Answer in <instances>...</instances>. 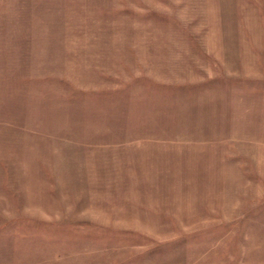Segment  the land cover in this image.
<instances>
[{"label":"rangeland","instance_id":"rangeland-1","mask_svg":"<svg viewBox=\"0 0 264 264\" xmlns=\"http://www.w3.org/2000/svg\"><path fill=\"white\" fill-rule=\"evenodd\" d=\"M0 264H264V0H0Z\"/></svg>","mask_w":264,"mask_h":264}]
</instances>
